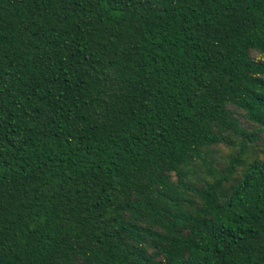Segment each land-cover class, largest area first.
<instances>
[{"label":"trees","instance_id":"1","mask_svg":"<svg viewBox=\"0 0 264 264\" xmlns=\"http://www.w3.org/2000/svg\"><path fill=\"white\" fill-rule=\"evenodd\" d=\"M263 130L264 0H0V264H264Z\"/></svg>","mask_w":264,"mask_h":264},{"label":"rangeland","instance_id":"2","mask_svg":"<svg viewBox=\"0 0 264 264\" xmlns=\"http://www.w3.org/2000/svg\"><path fill=\"white\" fill-rule=\"evenodd\" d=\"M231 151L227 146L221 145L219 149V154H222L225 156ZM252 151L254 154L251 152L250 153V158H254V156H259L261 158H264V130L260 134V139L256 142V146L252 147Z\"/></svg>","mask_w":264,"mask_h":264}]
</instances>
